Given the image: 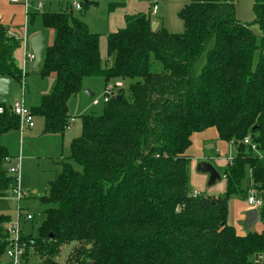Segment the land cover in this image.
<instances>
[{"label": "trees", "instance_id": "trees-1", "mask_svg": "<svg viewBox=\"0 0 264 264\" xmlns=\"http://www.w3.org/2000/svg\"><path fill=\"white\" fill-rule=\"evenodd\" d=\"M80 1L79 11L98 3ZM234 1L189 0L177 13L180 33L152 30L149 14H126L124 27L106 34L104 60L99 34L71 8L40 13L42 25L55 31L40 70L42 77L54 73V83L30 109L43 118L44 132L63 135L72 118L68 99L83 90L85 77L128 83L126 94L118 88L100 113L80 116V135L38 197L44 218L37 233L21 234L27 262L29 253L39 261L54 259L74 242L64 264H264L257 260L264 254V229L239 235L227 223L229 199L245 200L249 189L261 197L264 219V0L253 3L259 34L237 20ZM124 4L108 0V12ZM19 46L0 23V77L21 82L24 73L14 60ZM209 127L232 146L222 170L225 190L193 196L185 152L190 136ZM18 128L19 118L5 108V194L17 179L5 169L4 158L12 156L2 137ZM8 220L0 215V261Z\"/></svg>", "mask_w": 264, "mask_h": 264}, {"label": "rangeland", "instance_id": "rangeland-1", "mask_svg": "<svg viewBox=\"0 0 264 264\" xmlns=\"http://www.w3.org/2000/svg\"><path fill=\"white\" fill-rule=\"evenodd\" d=\"M50 1L44 0V6L37 8V3L42 2V0H28L27 6V11L30 13L27 22L28 27L30 29H36L39 27L42 31V35H40L44 39L45 44L43 45L41 52V60L43 57V50L46 46L53 43L55 31L52 28H46L42 25L40 13L43 11L55 12L60 10V8L58 9L55 7L57 3ZM61 1L63 6H65L67 1ZM154 1L156 2L155 9L157 14L155 17L151 16L153 22L159 21L168 31L180 33L183 29L177 13L180 7L189 0ZM149 3H151V1H149ZM149 3L147 0H126L123 7L117 8L110 13L107 9L108 0H98L97 4L89 5L87 8H83L82 11L73 8V13L82 18L91 30L98 32L103 36L116 28L120 29L122 26L124 27V16L126 14L147 12L150 14L152 4ZM20 38L24 39L23 36H20ZM49 39L50 42L47 43ZM102 43L103 45L100 51L104 60L107 56L104 38ZM212 44L213 42H210L209 46H212ZM41 60L35 68L32 67V63L27 62L24 63V65L22 64L23 70L26 72L25 82L23 83L24 91H22V85L20 82L13 81L12 83L11 94L9 96L10 101L15 99H18L19 101L23 100L24 106L27 110L36 106L41 95L49 92L53 86V80L55 78L54 73H49L44 77L40 75ZM204 61L205 54L201 56L195 65V71L197 73L200 71ZM109 64H112V59L109 60ZM118 82L121 84V87L126 94L127 79L117 77L105 81L102 76L85 77L82 82L83 90L77 94L71 95L68 99V111L74 121L65 129L63 135L44 132L43 118L38 116H33L34 126L32 128L20 127L17 130L11 131L15 134H11L4 142L9 151L13 152L15 156L17 155L20 158L21 171L20 175L17 177L16 187L25 196L19 198L16 193L7 195L4 192H0V215H7L9 217V220L4 223V225L7 224L8 227H15L21 233L36 235L37 226L44 218L42 213L44 205H42L38 197L44 194L47 181L54 177V170L59 169L56 162L69 155L70 141L80 135V116L92 112L100 113L106 103L104 101L106 85H113ZM85 90H89L90 93L93 94L92 97L89 98L85 93ZM116 90L117 88H114V92H116ZM212 153H214V151H212ZM14 163H16V161H11L10 164ZM217 168L216 170L219 171V168ZM189 174L191 175L190 169ZM219 183L220 182H217L216 184ZM194 188L195 187L190 186L192 191L195 190ZM206 188H209L207 184H205V189ZM196 190L201 193L204 191L200 188H196ZM232 199H236L238 202H244V199L239 197L233 196L229 200ZM244 205L247 206L246 204ZM260 211L261 208H259V213ZM26 213L32 215L33 219L26 220L24 218ZM19 214H21V216H19ZM230 220L231 217H229V221ZM232 223L235 224L236 229H243L240 227V224H236L235 222ZM254 227L256 231L264 229V219L259 220ZM74 244V242L71 244H64L61 247L59 254L53 260L57 264H64V261ZM33 254L34 253H29L30 264H40L39 259L31 256ZM0 264H12V261L4 254L1 258Z\"/></svg>", "mask_w": 264, "mask_h": 264}, {"label": "crops", "instance_id": "crops-1", "mask_svg": "<svg viewBox=\"0 0 264 264\" xmlns=\"http://www.w3.org/2000/svg\"><path fill=\"white\" fill-rule=\"evenodd\" d=\"M51 1L57 3L55 7H57L58 9L59 8L63 9L66 7V8H71L73 10V6H72L73 0H68V1L66 0L67 3L65 6H63V3L61 0H51ZM42 3L44 6V0H42ZM125 3H126V0H125ZM148 3H149V1H148ZM253 3H254L253 0H235L234 1L235 16H236L237 20H239L240 22L250 24V27L253 29V31L255 33L259 34V30H258L257 25L253 24V20H254ZM149 4H151V3H149ZM154 4H156L155 1H154ZM123 6H121V7H123ZM118 8H120V7H118ZM27 10H28L27 6H25L22 3H11L9 0H0V23L2 25L6 26L9 29V31H13L16 34H18V36H23V38H24L20 42V46L14 51V60L17 63V65L22 69V71L24 73L23 83L25 82V77H26L25 76L26 72H24V70H23L24 63H27V62L32 63V67H33V62H30L29 60H27L25 58V53L30 51L29 38L34 34H41L42 35V31L39 27H37L36 29L35 28L30 29L28 27L27 22H28L30 13ZM145 14H148V12ZM156 14H157L156 10H155L154 14L150 13L149 14L150 19H151V16L155 17ZM152 22H153V20L151 19V23ZM154 22L156 23V28L157 27H163L161 22H159V21H154ZM181 24H182V22H181ZM118 29L119 28H116L111 32H115ZM182 29H183V25H182ZM91 31H93V30H91ZM93 32H95V31H93ZM108 33H110V32H108ZM106 34H104L103 36L101 34H99V52H100L101 59H103V58L101 56L100 50H101V47L104 43V42L102 43L103 38H104L105 44H106ZM49 42H50V39L47 43H49ZM42 43H43V45L45 44L43 38H42ZM12 83H13V81L11 80V87H12ZM53 83H54V80H53ZM23 91H24V89H23ZM80 129H81V126H80ZM11 131H14V130H11ZM11 131H8L2 137V143L4 144L5 147H6L5 142H4L5 139L7 140L11 134H15ZM190 141H191V143L185 152L186 155L189 157V164H188L189 188H190V186L195 187L194 188L195 190H196V188H200V189L204 190L203 194H209V195L222 194L225 190V180L222 177V170L226 166L227 157L232 151L231 144L227 143L225 141H222L218 138V133H217L215 127H209L203 131L194 132L190 136ZM7 150H8V153L10 154V156H12V157L17 156V155L15 156V154L13 152L9 151L8 148H7ZM212 151H214V153H212ZM200 161H207V162L211 163L215 169L218 167L219 168L218 172L221 176V179L219 181H216L211 186L207 185L209 188H206V189H205V184H207L208 175L206 173L198 172L196 170L197 164ZM189 169L191 170V175L189 174ZM189 175H190V177H189ZM217 182H220V183L216 184ZM190 183H191V185H190ZM190 190L192 191V189H190ZM195 190H193V191H195ZM239 202H241V201H239ZM239 202L236 199H232V200L228 201L227 223L232 225L235 228V231L237 234L244 235L246 231H243V229H241V228L236 229L235 224L232 223V222H235L236 224H240V221L243 220V218H244L245 211L250 209L247 207L248 205H247L245 200H244V202L243 201L241 203H239ZM244 204H246L247 206H245ZM229 217H231L230 221H229ZM240 227H242L241 224H240ZM259 231H261V230H259Z\"/></svg>", "mask_w": 264, "mask_h": 264}, {"label": "built area", "instance_id": "built-area-1", "mask_svg": "<svg viewBox=\"0 0 264 264\" xmlns=\"http://www.w3.org/2000/svg\"><path fill=\"white\" fill-rule=\"evenodd\" d=\"M9 1L11 3H22L25 6H28V0H9ZM42 6H43L42 2H38L36 5L37 8H41ZM72 6L74 9L80 10L82 8L81 1L80 0L73 1ZM155 10H156L155 4L153 3L151 6V11H150L151 14H154ZM9 35L16 38V39H20V42L22 41L20 36H18V34H16L13 31H9ZM25 58L27 60H29L30 62L34 61V55L31 52V50L29 52L25 53ZM20 83L22 85V91H23V89H24L23 80H21ZM120 87H121V84L119 82L115 83L113 85L107 84L106 88H105L104 101L105 102L108 101V99L110 98V96L114 92V88L118 89ZM4 109H5V107L0 104V113H2ZM9 109L11 110V112L14 115H16L19 118V128L20 127L32 128L34 126L33 116L31 115L30 110H27L25 108L23 100L19 101L18 99H15L13 101H10ZM73 121H74V119L71 118L68 126H70V124L73 123ZM243 143L249 144L250 143L249 137H245L243 139ZM251 148L256 153H259L257 151L255 145L252 144ZM231 157H232V151L227 157V162H230ZM11 161H16V163L10 164ZM4 166H5L7 173L11 174V175L14 174V176L17 179V177L20 175V171H21L20 158L18 156H16V157L6 156L4 158ZM10 191L12 194L16 193L19 198L21 196H25L23 193H21L19 191V189L16 186ZM191 194L193 196H196V195H199L201 193L199 191L195 190V191H191ZM245 201H246V203L250 209L255 208L259 211V208H261V206H262V199L258 195L257 191H255L254 189L248 190V195H247ZM24 218L26 220H32L33 216L26 213L24 215ZM3 232L5 234V239L7 240L5 255L12 261V264H30V261L27 262V260L25 259V241L23 242V240L21 239L22 233L15 227H8L7 224L3 225ZM257 260L260 262L264 261V254L259 255Z\"/></svg>", "mask_w": 264, "mask_h": 264}, {"label": "water", "instance_id": "water-1", "mask_svg": "<svg viewBox=\"0 0 264 264\" xmlns=\"http://www.w3.org/2000/svg\"><path fill=\"white\" fill-rule=\"evenodd\" d=\"M156 28V23H151V29L154 30ZM29 47L31 52L34 55L33 67L40 62L41 52L43 49L42 36L40 34H34L29 38ZM85 93L90 98L92 97V93L89 90H85ZM11 94V79L6 77H0V104L3 105L6 109H9L10 99L9 96ZM196 170L198 172L206 173L208 175L207 185L211 186L216 181L221 179L219 172L213 167V165L207 161H200L197 164ZM7 195H11V191H6ZM260 220V213L257 209L252 208L248 209L244 213L243 220L240 221V224L244 231L254 232L255 224ZM40 264H57L51 258H45L40 261Z\"/></svg>", "mask_w": 264, "mask_h": 264}]
</instances>
